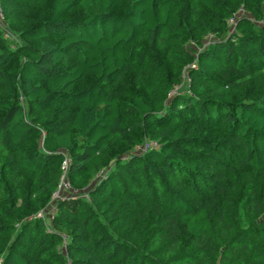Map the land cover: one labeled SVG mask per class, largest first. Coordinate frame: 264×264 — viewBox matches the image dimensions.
Here are the masks:
<instances>
[{
	"label": "trees",
	"instance_id": "16d2710c",
	"mask_svg": "<svg viewBox=\"0 0 264 264\" xmlns=\"http://www.w3.org/2000/svg\"><path fill=\"white\" fill-rule=\"evenodd\" d=\"M0 7V264H264L263 0Z\"/></svg>",
	"mask_w": 264,
	"mask_h": 264
},
{
	"label": "rangeland",
	"instance_id": "374dc122",
	"mask_svg": "<svg viewBox=\"0 0 264 264\" xmlns=\"http://www.w3.org/2000/svg\"><path fill=\"white\" fill-rule=\"evenodd\" d=\"M42 11H43L42 8L41 9H37V11H36V13H35L34 16H36V15H38L40 13H43ZM263 11H264V0H263ZM239 12H240V14H239L240 17H247V18L253 20L252 15L248 11H246L245 9H243L242 11L239 10ZM2 15H3V17L0 14V18L6 24V26L8 27V23H7V20L5 18L4 13ZM229 26H230L229 33L230 32H233V31H236L235 25H233L232 27H231V25H229ZM212 36H211V38H212ZM211 38H208L207 37V38L203 39L200 42L197 41V39H190L188 41L187 48L189 49V51L191 52V54L193 55V57H194L195 60H194L193 63H191L190 65H188L186 67V70L183 71V80H184V83L182 84L183 86L181 87L182 90H185L187 87H189V74H188V69L189 68H192V67H195L196 60L199 57L200 52L202 50H204L205 47H207L210 44L211 40H213ZM9 41H10L11 46L12 47H15L18 44V42H19V37L15 35V37L12 38L11 40L9 39ZM154 141H156V140H154ZM146 142H150V140L147 139V141H145L143 144H145ZM156 142L159 144L158 141H156ZM106 171H108V170L106 169ZM62 176H63V174H62ZM62 176H61V179H62ZM65 194L68 195V193H65ZM54 211L55 210H54L53 204H52V205L48 206L45 210H41L36 216L41 217L47 223V227L51 228L52 225H51L50 219H52V217L54 215Z\"/></svg>",
	"mask_w": 264,
	"mask_h": 264
},
{
	"label": "built area",
	"instance_id": "2783aa9c",
	"mask_svg": "<svg viewBox=\"0 0 264 264\" xmlns=\"http://www.w3.org/2000/svg\"><path fill=\"white\" fill-rule=\"evenodd\" d=\"M244 8L243 7H241L239 10L240 11H242ZM239 10L236 12V14L235 15H233L229 20H228V24L229 25H231V27L233 26V25H235V23H236V20H237V17H239V14H240V12H239ZM0 14H1V16L3 17V11H2V9H1V7H0ZM0 27H1V29H2V31H3V36H4V38H6V39H12V38H14L15 37V35L8 29V27L6 26V24L1 20V18H0ZM211 36L209 35L208 36V38H210ZM233 40H234V38H233ZM159 146V144L156 142V141H150V142H146L145 144H142V145H139V146H137V151H140V152H145V151H147V150H149L151 147H158ZM68 162H69V158L67 157V156H65V158H64V160H63V162H62V165H61V168L63 169V176H62V179H61V181L59 182V184H58V187H57V189L53 192V199H58V198H61V197H65L66 196V194L65 193H68V195L69 194H76V193H78V190L77 189H74L72 186H71V184H70V182H69V180L67 179V177L65 176V173H66V170H67V166H68ZM107 171L105 170V169H102V170H100L99 171V173H98V178L99 179H101V178H104V177H106V175H107ZM81 192L82 193H84L85 194V196H88L87 195V193H88V188H83L82 190H81Z\"/></svg>",
	"mask_w": 264,
	"mask_h": 264
}]
</instances>
